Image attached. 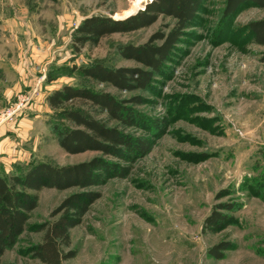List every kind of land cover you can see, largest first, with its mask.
<instances>
[{
  "label": "rangeland",
  "instance_id": "374dc122",
  "mask_svg": "<svg viewBox=\"0 0 264 264\" xmlns=\"http://www.w3.org/2000/svg\"><path fill=\"white\" fill-rule=\"evenodd\" d=\"M149 1L140 0L134 9L135 0H0V111L30 98L17 116L0 125H16L20 114L29 113L21 142L27 161L11 170L0 163V172L19 171L35 160L67 164L100 154H70L57 144L49 124L58 117L46 101L53 88L86 84L119 98L141 95L143 102L132 104L133 109L149 122L161 120L165 129L128 177L90 187L101 196L71 228L76 255L65 264H264V201L251 192L264 176V63L259 59L264 45L254 43L245 28L264 17V8L245 7L224 26V0H205L196 25L148 90L119 91L84 78L78 68L96 60L108 67L139 66L120 56L117 46L142 44L171 19L159 17L142 29L112 33L76 53L71 38L79 22L95 14L124 18ZM25 63L37 75L31 86L21 81L27 78ZM129 130L148 133L140 127ZM77 190H39L28 228L6 249L2 264H41L29 252L41 240L36 226ZM219 191L226 195L214 200ZM226 201L241 204L232 213L235 221L218 232L203 231L212 206ZM227 240L234 247L222 259L207 254L211 245Z\"/></svg>",
  "mask_w": 264,
  "mask_h": 264
},
{
  "label": "trees",
  "instance_id": "16d2710c",
  "mask_svg": "<svg viewBox=\"0 0 264 264\" xmlns=\"http://www.w3.org/2000/svg\"><path fill=\"white\" fill-rule=\"evenodd\" d=\"M204 1L151 0L141 10L124 18L101 14L85 16L72 31L71 48L76 53L86 44L95 46L112 33H127L149 26L159 17L170 18L171 22L158 27L142 44L117 46L120 56L139 66L108 67L96 60L80 66L78 72L84 78L114 86L119 91L148 90L155 77L165 72L179 48L178 43L196 25ZM252 6L264 8V0H224L221 23L229 26L239 11ZM245 28L254 43L264 45V17L253 19ZM259 59L264 63V53ZM46 97L58 117L50 121L49 128L62 150L70 154L84 151L100 154L67 164L35 160L19 171L0 172V264L6 249L13 247L28 228L31 213L38 204V191L43 188L66 190L75 187L78 190L58 203L50 219L37 224L35 231L42 232L41 240L33 244L29 252L41 264H65L74 257L76 250L70 248V230L82 223L90 205L101 196V191L90 187L115 177H128L132 165L150 152L165 129L161 120L149 122L133 109L132 104L143 102L141 95L124 99L86 84L65 83L52 89ZM83 104L89 107L84 108ZM113 121L115 123L109 125ZM138 127L148 133L136 134L129 130ZM223 192H217L214 200L225 196ZM251 192L252 196L264 201V176L262 181L251 186ZM240 208L241 204L235 201L215 203L204 217L202 230L218 232L226 228L235 221L232 213ZM233 247L232 242L221 241L211 245L207 254L222 259L227 249Z\"/></svg>",
  "mask_w": 264,
  "mask_h": 264
},
{
  "label": "crops",
  "instance_id": "0c3cea01",
  "mask_svg": "<svg viewBox=\"0 0 264 264\" xmlns=\"http://www.w3.org/2000/svg\"><path fill=\"white\" fill-rule=\"evenodd\" d=\"M23 59L25 60L26 58ZM23 66L27 68L25 72L28 73L25 74L27 78L22 79L21 77V81L23 84L31 86V81H34V83L36 82L37 75H32L31 71L28 70V63H25ZM30 108L31 106L28 107L27 110ZM33 115L37 116L38 114ZM15 121L16 125H14L15 122H13L12 125L5 124V127L0 126V163L5 169L10 170L13 165L27 161V150L22 147L21 142L28 134V129L23 125L27 126L29 123V113L25 110L23 114L19 115L18 119H15ZM12 130H14V133L11 132ZM10 134L14 135L13 141L9 138Z\"/></svg>",
  "mask_w": 264,
  "mask_h": 264
},
{
  "label": "built area",
  "instance_id": "2783aa9c",
  "mask_svg": "<svg viewBox=\"0 0 264 264\" xmlns=\"http://www.w3.org/2000/svg\"><path fill=\"white\" fill-rule=\"evenodd\" d=\"M39 81V80H38ZM30 101V98L27 97L21 98L20 101L17 103H12L5 107L3 110L0 111V125L3 124V122L13 119L15 116L18 115V112H20L23 108H25Z\"/></svg>",
  "mask_w": 264,
  "mask_h": 264
},
{
  "label": "bare ground",
  "instance_id": "6f19581e",
  "mask_svg": "<svg viewBox=\"0 0 264 264\" xmlns=\"http://www.w3.org/2000/svg\"><path fill=\"white\" fill-rule=\"evenodd\" d=\"M139 2H140V0H135V2H134V4H133L134 9L137 8V6L139 5ZM133 6H132V7H133Z\"/></svg>",
  "mask_w": 264,
  "mask_h": 264
}]
</instances>
